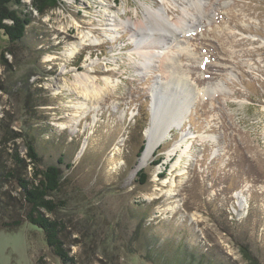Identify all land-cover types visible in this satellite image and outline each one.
I'll use <instances>...</instances> for the list:
<instances>
[{"label":"rangeland","instance_id":"obj_1","mask_svg":"<svg viewBox=\"0 0 264 264\" xmlns=\"http://www.w3.org/2000/svg\"><path fill=\"white\" fill-rule=\"evenodd\" d=\"M188 1L63 0L32 10L17 43L0 31V224L22 220L0 226V264H264V0H200L184 30L147 36L161 56L140 65L133 22L148 8L174 23ZM159 100L164 114L183 105L137 169ZM28 137L61 171L47 216L68 263L5 178Z\"/></svg>","mask_w":264,"mask_h":264},{"label":"trees","instance_id":"obj_2","mask_svg":"<svg viewBox=\"0 0 264 264\" xmlns=\"http://www.w3.org/2000/svg\"><path fill=\"white\" fill-rule=\"evenodd\" d=\"M63 0H31L30 4L22 0H0V31L11 43L21 41L26 33V28L31 22V11L35 10L39 15H44L51 9L56 8ZM3 59V55H2ZM28 161L19 157L14 152L15 169L5 171V178L13 177L20 188V194L28 205L26 218L32 224L40 227L45 234L47 244L65 263L71 261L63 248V240L60 237L63 227L61 222L47 216V213L55 211L56 204L52 199L53 195L60 190L61 171L57 164L41 166V159L31 139L25 138ZM141 145L139 153L143 150ZM140 155V154H139ZM58 158V163H60ZM30 166V176H26L27 167ZM137 176L143 182V176H147L143 169L137 171ZM21 219L12 218L9 221H2V227H15L21 224Z\"/></svg>","mask_w":264,"mask_h":264},{"label":"bare ground","instance_id":"obj_3","mask_svg":"<svg viewBox=\"0 0 264 264\" xmlns=\"http://www.w3.org/2000/svg\"><path fill=\"white\" fill-rule=\"evenodd\" d=\"M181 6H182L181 8L182 15L178 17L174 23L168 24L166 20L164 21L162 17L160 16L159 10L157 9L150 10L148 8L146 9L148 16L147 15L143 16V18L141 20H138L137 23L133 22V27H135L139 32H141V38L145 40V41L143 40L142 42H139V44L137 45V48L139 50V57H140L139 64L140 65H143L145 68L152 67V58L154 56H161V52L157 50V48H160V46L158 45V43L152 42V40L149 41L147 38L148 35L154 34L158 36L156 41L160 42L162 41L161 37L163 33L165 32L174 33L175 30H184L185 26L186 27L188 26L186 24L187 22L185 18L187 16L196 18V15L193 14L194 13L193 10H196V12H200V13L202 12L200 0H189L187 3H182ZM148 21H149V24H148ZM89 37L90 36L88 34L87 35L85 34L84 40H88L89 42H91L90 43L91 45L93 44L92 42H95V41L97 42V40H99L96 38L92 39V37L91 38ZM161 68L166 69L167 66L163 64ZM165 69H163L162 71H164ZM76 86L79 88L80 93L83 94L85 99H91L92 97L100 96L99 94L101 93V89H102L101 87H98L97 85L91 84L90 81H88L86 77H81L80 75L79 76L77 75L75 78L74 87L77 88ZM152 86L155 87V84H153ZM161 102L162 101L160 100L156 104L155 102H153L155 112L152 115L153 117L150 122V126L147 127L149 131L148 132L146 131L145 133L147 137V143L136 165L137 169L144 166L147 163L148 158L153 152L154 148L157 146L159 142L163 141L166 138L167 134L170 132V129L173 123H175L174 121H176L177 119L176 117H171L173 109L178 111V106L183 105V102L180 100H178V105L173 101V104L171 105L169 109L165 108L166 113L164 114L158 111L157 108L155 107L156 105L162 104ZM170 109L172 111H170ZM179 110H181V107ZM160 116H164V117L166 116L163 122H160L158 120V117ZM111 157L113 158L114 156H111Z\"/></svg>","mask_w":264,"mask_h":264},{"label":"water","instance_id":"obj_4","mask_svg":"<svg viewBox=\"0 0 264 264\" xmlns=\"http://www.w3.org/2000/svg\"><path fill=\"white\" fill-rule=\"evenodd\" d=\"M146 144V143H145ZM145 147V146H144ZM144 149V148H143ZM143 151V150H142Z\"/></svg>","mask_w":264,"mask_h":264}]
</instances>
